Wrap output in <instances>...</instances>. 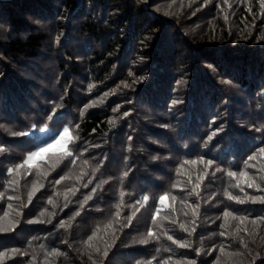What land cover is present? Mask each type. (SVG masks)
Wrapping results in <instances>:
<instances>
[{
	"label": "trees",
	"instance_id": "obj_1",
	"mask_svg": "<svg viewBox=\"0 0 264 264\" xmlns=\"http://www.w3.org/2000/svg\"><path fill=\"white\" fill-rule=\"evenodd\" d=\"M262 37L260 0H0V217L10 213L0 223L18 221L0 232V252L19 250L0 264H264V204L224 195L264 196L227 175L257 154L247 171L264 176ZM62 126L77 137L73 156L52 168L64 142L10 171L36 129ZM201 159L213 163L180 168ZM193 219L189 235L179 224ZM149 228L160 238L139 243ZM51 249L61 254L46 260Z\"/></svg>",
	"mask_w": 264,
	"mask_h": 264
},
{
	"label": "snow or ice",
	"instance_id": "obj_2",
	"mask_svg": "<svg viewBox=\"0 0 264 264\" xmlns=\"http://www.w3.org/2000/svg\"><path fill=\"white\" fill-rule=\"evenodd\" d=\"M225 3H227V0H225ZM260 4H261V7L264 8V0H260ZM230 6L231 5H229V7ZM225 19H227V16H225ZM262 38H264V37H262ZM130 75H131V73H130ZM127 86L128 85L125 84V87H127ZM89 87L91 88L92 86L90 85ZM174 103H176V102L174 101ZM89 106H92V105H89ZM89 106H86V107H89ZM57 107H59V105H57ZM114 111H115V109H114ZM125 115H127V113H125ZM110 123H114V121H110ZM77 128H78V126H77ZM13 135H27V133H13ZM66 135L68 136V139L65 141L64 150L61 151L60 153H53L52 154L55 157L54 162L52 163V168L54 169L61 162H63V160H65L68 157L73 156V152L68 147V145L73 144L75 142V140L77 139V137L76 136H72L70 134V129L67 126L54 139H52L50 142L44 143L42 146L38 147L36 149V151L29 153L27 155L26 159L23 161V163L21 165H17L16 169H13V170H10V171H16V170L22 168L24 165H28L30 168L33 167L32 161L34 160V158L40 157L42 153H45L48 149L52 148L54 144H56L61 139L65 138ZM209 139H211V137H209ZM0 150H2V149H0ZM258 153L261 154V155H264V148H260L258 150ZM256 155L257 154H254L253 156H250L248 158V160L245 161V170H241L239 173L232 172V171H229L227 173V175L229 177L236 179V183L230 185V187L239 188L241 192H244V187L241 186V180L237 179V177H240V178H243V183L246 184V186L248 188H257V189H259L261 191H264V188H261V183H264V176H261L259 178L261 183H257V177L249 176V172L247 171L249 162L253 161L254 159H256ZM72 162L74 163V161H72ZM196 163H203L206 166H211L213 162L212 161H203L202 159L200 161H184L183 164L180 165V168L181 169L184 168V166L187 165V164H196ZM178 171H179V169H178ZM260 171H264V169H260ZM124 175L126 176L127 173H124ZM205 175H206V173H205ZM203 178H204L203 176H199V175L197 176L196 184L191 189L189 195H198L199 194L197 189L200 187V183L202 182ZM63 179H64V177L61 178V180H63ZM189 182H191V177L189 178ZM10 183H18V182L17 181H12ZM56 183L59 184L60 181L58 180V181H56ZM41 187H43V185H41ZM97 187H99V185H97ZM173 187H176V185H173ZM33 189H34V191H38L39 190L38 188L35 187V184L33 185ZM96 190L97 189L94 188V189H92V192L95 193ZM34 191H29V193H28L29 201H31L32 196L34 195ZM0 195H3V194H0ZM120 195H121V197H123L124 193L121 192ZM169 195H170V193H164V194H162L159 197L160 205L164 204L165 198L168 197ZM224 195L227 196V198L229 200H234L235 202L241 203V204L245 203L246 201H249V200L252 203L259 202L261 204H264V196H250L249 197L247 195V193H245V196L242 198V197H240L238 195H233L228 189H225ZM91 198H92L91 195H89L88 197H86V200L87 199H91ZM15 199H19V197H15ZM148 199H149V197H143V201L144 202H147ZM172 200L175 201L176 197L172 196ZM48 202L50 204L54 203V201L51 198L49 199ZM181 203L183 204L184 202L181 201ZM137 204H141V202L137 201ZM8 207L11 208L12 205L9 204ZM119 207H120V205H117V208H119ZM198 209H199V204H196V205L193 206V210H192L193 211V217L198 215ZM138 210L139 209H136V211H138ZM160 211H161V208L157 207L156 213L152 217L154 225L156 224L157 216L159 215ZM79 214L80 213L77 212V213H75V216H78ZM17 215H19L18 212H17ZM41 215H44V213L42 212ZM118 215H119V213H117V216ZM9 216H10V213L8 211H5L3 213V217H0V221H4L5 218H8ZM75 216L70 217L69 219L70 220L74 219ZM134 216H135V211L133 212L132 216L128 217V223L131 222V220L133 219ZM222 216L225 217V218L231 216L234 220H240L241 222H243L244 220L248 219V217H237V216H235L234 213L230 212L228 209H225V211L222 213ZM164 219L167 220V219H169V217L165 216ZM257 219L262 221V222H264V217L257 218ZM256 222H257L256 220L252 221L253 224H255ZM17 223H18V221L15 220L14 218L13 219H8L6 224L5 223H0V232L14 231L15 226H16ZM171 223L172 224H176L177 220L176 219H172ZM191 223L193 224V227H192L191 230L186 226L185 223H180L179 227H180L181 230H183L184 232H188L189 235H191V232L195 231V227H194L195 219H193L191 221ZM109 226H110V224H109ZM124 226H127V224H125ZM60 227L61 228L66 227V223L64 221H61ZM221 227H224V225L222 224ZM96 231H99V228ZM96 231L93 232L92 236L88 237L87 241H84L86 246H91L90 242L93 240V237L96 235ZM245 231H247V229H245ZM162 234L167 236L168 240L172 241L174 244H177L181 248L191 247V243L190 242H186V241L185 242H181V241L175 240L173 238V236L168 235L167 232H163ZM225 234H226V232H221L220 233V235H222V236L225 235ZM159 238L160 237L153 231V229L149 228L147 234L142 239L139 240V243L147 244L150 239H159ZM240 243H242L244 245L245 249L248 248V245L246 243H244L243 237L240 238ZM43 248H44V246L41 245V249H43ZM95 251L99 253L100 249L97 247V248H95ZM196 251L199 252L200 250L196 249ZM220 251L222 253L224 252V247L223 246H221ZM18 252H19V250H16V249L10 250L9 252H0V261H3L7 256L16 255ZM22 254L26 255V253H22ZM60 254L61 253H59L58 250L51 249L50 251L46 252L45 259L47 260L49 257L58 256ZM103 255L104 256L107 255V249L104 250ZM229 255L232 256V257H238V256H241L243 254L242 253H229ZM89 258L91 259V256ZM35 259H36V257L33 256V260H35ZM171 260H172V258L168 257V259L166 261H163L162 264H168V262L171 261ZM94 264H95V262H94ZM149 264H151V262H149ZM176 264H194V262H192V261H177ZM215 264H221V258L218 257L216 262H215ZM237 264H240V262L237 261Z\"/></svg>",
	"mask_w": 264,
	"mask_h": 264
},
{
	"label": "rangeland",
	"instance_id": "obj_3",
	"mask_svg": "<svg viewBox=\"0 0 264 264\" xmlns=\"http://www.w3.org/2000/svg\"><path fill=\"white\" fill-rule=\"evenodd\" d=\"M65 127H59L57 129H47L45 127H41L39 129H36L35 131V139H34V145L33 147L27 151L24 155V160L26 159L27 155L31 152L36 151V149L40 146H42L44 143L50 142L52 139H54ZM66 138V137H65ZM65 138L58 141L56 144L53 145L52 148L48 150H54V149H61L64 147ZM43 154V153H42ZM41 154V155H42ZM38 158V157H36ZM34 158V159H36Z\"/></svg>",
	"mask_w": 264,
	"mask_h": 264
}]
</instances>
